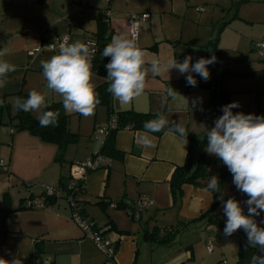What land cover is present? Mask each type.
I'll use <instances>...</instances> for the list:
<instances>
[{
    "label": "crops",
    "instance_id": "crops-1",
    "mask_svg": "<svg viewBox=\"0 0 264 264\" xmlns=\"http://www.w3.org/2000/svg\"><path fill=\"white\" fill-rule=\"evenodd\" d=\"M231 1L0 0V53H3L0 59L16 68L7 74V83L0 88V101H5L0 103V111L6 106L11 110L19 92L29 94L36 90L46 94L47 105L62 101V96L47 89L41 67L42 60H48L58 52L43 47L65 37L70 38V43H83L85 36L97 38L100 17L105 9L111 11L106 23L110 42L113 35L128 32L130 15H148L139 21L137 43L149 62L146 67L150 68V62L157 59L161 64L173 58L183 62L187 56L192 57V63L201 57L210 59L211 28L216 27L214 16L220 12L219 8L224 10ZM208 23L210 30L204 28ZM208 68L210 78L207 81L193 73L197 80L195 87L187 85L186 74L181 75L176 69L169 73L162 70L159 75L149 71L142 95L127 104H121L112 96L111 110L115 113H159L168 119L169 125L181 124L188 133L201 135L211 121L213 71L211 65ZM93 82L98 87L106 79L94 74ZM170 87L177 92V99L168 94ZM182 96L188 99L189 107ZM43 110L31 113L38 118ZM66 113L70 117L73 112ZM75 113L79 115L69 119L68 127L78 135L77 141L66 147L60 163L56 161L55 144L44 142L27 130H16L12 124L0 119V125H5L0 127V152L7 158L8 169L0 173V259L8 264L14 260L21 264L103 262V254L70 219V207L62 190L58 189L53 197L48 198L44 207L25 206L26 199L43 193L44 185L58 188L73 163L84 161L97 152L95 145L99 135L95 128L108 119V110L97 105L91 116ZM143 134L144 131L128 128L115 132L114 146L120 156L110 158L108 168L87 173L84 191L78 195L82 214L91 218L107 237L115 241L117 264H186L193 259L189 245L177 249L173 241L161 243L158 240L175 229L195 226L200 221L198 219L212 208L214 198L208 185L211 177H218L219 172L211 173L209 168L207 180L200 184H184L178 196H173L169 180L173 170L185 162L188 140L185 144L176 133L149 134L155 147H144L141 143ZM30 148L37 151L39 164L45 162L43 170L39 167L32 171L35 168L26 165L22 151ZM196 158L193 156L194 162ZM18 182L24 184V189L17 185ZM232 182L231 176L224 194ZM141 199L147 204L135 218L132 212L136 211L135 206ZM109 203L118 205L111 208ZM246 206L242 207L245 214L248 212ZM222 217L220 214L225 227L227 218L223 220ZM193 220L196 222L185 226ZM209 236H206L207 240ZM225 242L219 241V246L227 254ZM238 244V241H230L232 247L237 248ZM237 256L231 264L237 263Z\"/></svg>",
    "mask_w": 264,
    "mask_h": 264
},
{
    "label": "clouds",
    "instance_id": "clouds-1",
    "mask_svg": "<svg viewBox=\"0 0 264 264\" xmlns=\"http://www.w3.org/2000/svg\"><path fill=\"white\" fill-rule=\"evenodd\" d=\"M137 35V24L133 21L128 32L113 35L111 42L102 52L103 57H110L105 65L107 91L121 104L130 103L134 98L142 95L149 71L159 75L162 70L169 73L171 69H176L181 75L186 74L187 85L193 87L197 85L193 73L205 81L210 78L208 65L215 62V57L210 59L201 57L195 63H192L191 56L185 57L183 62L173 58L164 64L157 59L150 62V68L146 67L149 62L146 61L145 53L137 43ZM2 55L3 53H0V56ZM92 59L93 56L87 45L73 42L62 43L58 54L41 61L47 89L62 96L66 111L78 112L85 117L93 115L100 103L93 82ZM15 70L14 65L0 59V88L7 83V74ZM176 93L171 87L168 89V94L173 99H177ZM183 101L186 106L189 105L187 98L183 97ZM15 107L24 112H38L41 108H48L46 94L32 90L26 100L17 97ZM237 107H239L238 102L222 106V115L206 133L205 150L215 155L228 168L237 190L248 197L245 201L247 214L236 199L230 197L222 201L223 211L227 217L225 235L230 236L243 229L248 244L258 247L261 253L251 256V264H264V227H260L254 219L264 212V116L243 112L233 113V108ZM58 116L57 111L48 110L38 119L42 127L55 126L58 123ZM144 128L146 131L141 137L144 147H155L149 134L159 131H166L168 135L179 133L185 144L187 143L188 132L185 127L181 124L169 127L168 119L162 114L158 113L156 119L145 122ZM219 185L218 177L212 176L208 187L219 192L221 191ZM0 264H8V262L0 259ZM12 264H21V262L14 260Z\"/></svg>",
    "mask_w": 264,
    "mask_h": 264
},
{
    "label": "rangeland",
    "instance_id": "rangeland-1",
    "mask_svg": "<svg viewBox=\"0 0 264 264\" xmlns=\"http://www.w3.org/2000/svg\"><path fill=\"white\" fill-rule=\"evenodd\" d=\"M219 11L213 19L216 27L211 28L212 36L215 37L219 31V37L216 51L213 46H210L212 50L211 58L215 57V62L210 64L213 71L210 85L213 98L209 107L211 121L205 127L204 133L209 131L214 126L215 120L222 115V106L232 102L239 103V107L233 108V113L243 112L245 114L264 116V55H259L254 47L255 43L264 40V0H232L227 7H224V10L219 8ZM209 24L204 28L210 30ZM225 97L226 103H224ZM12 111L15 114V106L11 110L6 106L0 111V119L6 124H12L11 127L15 128V121L10 119L12 116L10 112L12 113ZM78 115L75 112L70 113L69 119L72 116L76 118ZM206 145L207 141L201 145L198 142L193 143L192 154L194 159L200 153L205 156L216 157L205 150ZM1 147L2 145L0 144V149ZM8 148L9 146L4 148L5 153L8 151ZM37 156V151L31 150V148L22 151V158L25 160L26 165L35 168L32 171H37L39 167L43 170L42 166L45 165V162L41 159L40 162H42L39 164ZM0 160H4L6 164L7 158H5L2 152H0ZM27 160L30 162H27ZM56 161L60 163V160ZM209 165L211 173L220 172L221 169H228L220 160ZM23 171L27 172L29 170L23 169ZM25 183L27 184L26 181ZM17 185L24 189V184L18 182ZM225 193L228 198L231 197L239 201L241 207L245 206V201L248 197L238 191L234 184H232L231 188L226 189ZM66 201L70 207V219L72 220L71 206L67 197ZM245 208L248 209L247 206ZM219 210L222 211V219L227 218L223 211V203L220 205ZM254 219L260 227H264L256 217ZM196 223L195 226L186 227L176 234H170L177 249H182L186 244L192 248L193 259L186 264H231V262L236 260L238 247H232L230 241H238L239 243V237H216L212 235L213 252L210 253L207 251L206 245V236L209 233L205 231L204 223L201 220ZM76 226L78 227L77 224ZM154 229L155 227L152 230ZM240 232L247 237L243 229ZM219 241H227L225 242L227 254L221 251Z\"/></svg>",
    "mask_w": 264,
    "mask_h": 264
},
{
    "label": "trees",
    "instance_id": "trees-1",
    "mask_svg": "<svg viewBox=\"0 0 264 264\" xmlns=\"http://www.w3.org/2000/svg\"><path fill=\"white\" fill-rule=\"evenodd\" d=\"M98 29H99L97 36L98 51L97 54L92 59V72L96 75L105 78L107 76V69L105 65L109 62L110 57H103L102 52L105 46L108 43H110V33L108 26L103 20V16L100 17ZM218 32L217 35L211 39V45L215 48V51L219 37ZM107 88H108L107 80L105 83L96 87V92L98 93L100 99L99 105L106 107L109 116L111 115L116 116L117 124L114 129H111L107 133V136L104 139L97 153L103 154L113 159L115 157L120 156V153L116 150L114 146L115 132L119 129H124V128H128L131 130H141L145 132L146 131L144 128L145 122L156 119L157 114L139 113L135 111H123L117 113L113 112L111 110L112 94L107 91ZM17 97H19L22 100H26L28 98V94L24 92H19L16 95V98ZM224 103H226V97ZM48 110L57 111L59 113L58 123L55 126L49 125L47 127H42L40 125L39 119L35 118L31 112H24L22 110H17V108L15 115L12 116V118L10 117V119L16 121V123L14 124L16 130H27L29 133L37 136L42 141L55 144L57 146L56 160L61 161L63 159V154L66 147L69 144L76 142L78 135L72 133L69 130L68 127L69 115L66 113V110L63 107V99L62 101L48 104V108H44L43 112ZM169 127H173V126L169 125ZM164 132L166 131L152 132L150 134H153L155 136H160ZM206 133H202L201 135H193L188 133L186 139L188 140L189 143V149L186 155L185 162L184 164H182L181 166H177L173 170L169 180V185L173 196H178V194L181 191V187L184 184H200L204 180H207L209 178V173H208V169L210 166L209 164L219 161L217 157H211V156L209 157L201 153L199 154L197 160L195 162L193 161V155H192L193 143L198 142L201 145L205 141H207ZM176 134L179 135V133ZM199 138H201V140H199ZM231 176L232 174L229 172L228 169L220 170L218 179H219V183H220L219 187L221 191L216 192L211 189L214 198L212 208L206 213H204L200 217V219H198L204 222V227L208 232L212 228L215 230H224V225L222 223V220L220 219L221 211L219 210V207L222 204V201H225L227 198V195L224 194V188L228 184ZM64 182L65 180L61 181V184L59 186L60 188L62 187L64 188ZM82 191H84V184ZM82 191H79L77 195L82 193ZM77 200H79L78 196H77ZM256 219L259 220V222L264 221V212H262L259 216H256ZM193 222L196 221L195 220L190 221L185 226ZM261 224L264 225V223ZM180 230L175 229L170 233H166L163 237H161L158 240V242L161 243L172 242L170 234L173 233L176 234ZM209 234H210L209 237H213L210 232ZM254 254L255 255L261 254L260 249L258 247H252L244 243L242 240H240L238 246V256H237L236 264H251V256Z\"/></svg>",
    "mask_w": 264,
    "mask_h": 264
},
{
    "label": "built area",
    "instance_id": "built-area-1",
    "mask_svg": "<svg viewBox=\"0 0 264 264\" xmlns=\"http://www.w3.org/2000/svg\"><path fill=\"white\" fill-rule=\"evenodd\" d=\"M110 1V0H107ZM103 20L108 23L111 16L110 9L103 10ZM148 15L142 14H132L128 19V30L129 26L133 21L137 24V34L139 32V21L145 19ZM138 36V35H137ZM62 43H70V38L65 37L59 39L55 42L48 43L43 47L45 50L57 51L59 53V48ZM83 43L89 47L90 53L94 57L98 51V40L94 36H85L83 38ZM254 47L259 55H264V40L255 43ZM116 116L111 115L108 119L101 124H98L95 128V133L102 137V143L107 136V133L116 127ZM101 143V145H102ZM111 159L103 154L95 153L91 157L85 159L84 161L73 163L70 166L69 174L64 182V188H56L48 185L43 186V193L40 196L28 198L25 201V206L27 208H40L46 205L48 198L53 197L58 189L62 190L71 206V217L72 220L78 225L82 230L83 235L94 243L95 247L103 254L104 259L102 264H117L115 259L116 253V243L111 238L107 237L103 230L97 226V224L88 216L82 214V204L77 200V194L82 191L83 184L88 172L99 169L108 168ZM7 166L5 163L0 161V172H7ZM147 202L141 199L138 202V206L143 209L146 207ZM111 208H115L116 203H109ZM132 216L137 218L139 213L137 211L132 212ZM213 237H209L207 240V251H213Z\"/></svg>",
    "mask_w": 264,
    "mask_h": 264
},
{
    "label": "water",
    "instance_id": "water-1",
    "mask_svg": "<svg viewBox=\"0 0 264 264\" xmlns=\"http://www.w3.org/2000/svg\"><path fill=\"white\" fill-rule=\"evenodd\" d=\"M101 143H102V137H98V138H97V143H96V145H95V150H96V151L99 150V148H100V146H101ZM135 210H136L138 213H140V212L142 211V209H141L139 206H135ZM209 232H210L212 235L216 236V237H224V236H227V235H225L224 231H217V230H215V229H213V228L210 229ZM230 236H237V237H239L240 240H242L244 243L248 244V239H247V237H246L242 232H240V231H236V232H234V233H233L232 235H230ZM248 245H249V244H248Z\"/></svg>",
    "mask_w": 264,
    "mask_h": 264
}]
</instances>
